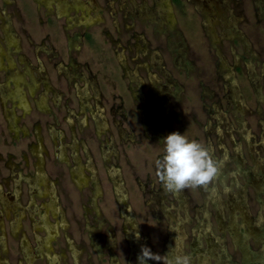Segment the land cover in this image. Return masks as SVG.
Here are the masks:
<instances>
[{
  "label": "rangeland",
  "instance_id": "374dc122",
  "mask_svg": "<svg viewBox=\"0 0 264 264\" xmlns=\"http://www.w3.org/2000/svg\"><path fill=\"white\" fill-rule=\"evenodd\" d=\"M94 1L100 17L86 21V9L78 0H0V83L19 72L26 79L13 102L3 103L0 97V200L13 194V207L19 209H12L9 218L1 215L6 231L2 258L6 264H138L121 229V202L107 176V163L121 172L140 242L160 255V261L149 259L148 264H167L164 247L169 225L175 223L170 224L163 209L174 212L177 202L172 193L153 195L150 190L158 191L160 183L155 160L163 154L162 138L180 131L206 145L219 164L207 185L178 194L187 204L178 210L185 233L183 253L191 255L192 264H264V0H226L225 16L217 17L216 45L243 96L237 107L227 103L215 49L204 30L200 10L210 0H169L176 17L172 24L154 0ZM59 2L65 4L57 10ZM49 14L58 21L51 23ZM229 17L234 22L224 26ZM3 33L11 45L3 43ZM249 63L260 79H251ZM151 80L164 99L162 111L150 93ZM131 83L141 86L142 98L131 94ZM78 85L87 89L85 102L95 109L99 100L102 106L107 126L100 137L90 109L81 108ZM42 96L46 103L39 106ZM217 101L220 112L213 118L211 107ZM4 110L15 118L12 128ZM37 126L47 150V181L54 183L66 221L46 245L40 241L44 231L33 228L45 197L30 192L36 162L30 146L37 142ZM74 136L83 161L89 151L103 189L97 207L89 200L90 185L70 179V150L69 162L58 158L59 144ZM106 137L114 145L103 153ZM158 195L160 201H155ZM236 200L252 222L249 228L236 215L243 244L235 243L227 228L231 211H237ZM15 212L21 214V226L14 236L9 219ZM218 215L226 224H218ZM48 218L53 223L54 216ZM196 227L202 230L194 238ZM23 234L34 251L30 259L22 254ZM48 256H55L52 263Z\"/></svg>",
  "mask_w": 264,
  "mask_h": 264
},
{
  "label": "flooded vegetation",
  "instance_id": "af4514ba",
  "mask_svg": "<svg viewBox=\"0 0 264 264\" xmlns=\"http://www.w3.org/2000/svg\"><path fill=\"white\" fill-rule=\"evenodd\" d=\"M47 1H51V0H47ZM155 5L158 9L163 10L166 8L169 9V11H164L165 17H166V21L169 23H174L176 20V17L174 15L173 9L170 6L169 0H167L163 5L165 6V8H163L160 0H154ZM254 2L257 4V1L254 0ZM78 3H80V6L84 7L86 10V15H85V20L86 21H91V18L95 17V16H99V9L97 6V3L94 0H88L86 2H83L81 0H78ZM145 2H143L144 4ZM63 4H65L64 2H59V4H57V10H60L63 6ZM142 6V5H139ZM44 9L47 8V6H44ZM92 9V12L94 11V16H90L89 14H91L92 12H89L88 10ZM226 9H227V4H226V0H210L208 5H206V7H204L203 9L200 10V14L202 17V22H203V26H204V30L207 34V37L210 41V44L213 46V48L215 49V53H216V57H217V70L218 73L221 75L223 81H224V89H225V94H226V100L227 103L230 107H232V105L234 107H237L239 101H243V96L239 87V83L233 73L232 70L230 69V66L228 65L225 56L221 53L220 49L218 48V46L216 45L218 40H219V33L218 30L216 28V24H219L220 22L218 21L217 17H224L226 14ZM47 17H49V19H51V23H53L54 21H58V17L57 16H52V15H48ZM233 17H229L227 19H222V23H224V26H227V22L229 23H233L234 20ZM79 26V25H78ZM87 29V28H86ZM88 32L87 30L84 31L83 33V38L85 33ZM5 33H3V39L5 38ZM12 39H16L15 38V34H12ZM72 41V40H71ZM73 42V41H72ZM3 43L7 46V45H11L12 43H9V41L7 40V38H5V40L3 41ZM13 43H17V39L16 41H14ZM176 55V54H175ZM1 60V58H0ZM229 66V68H228ZM249 70L251 73V79L252 80H258L260 79V76L258 75V73L254 70L253 66H251V64L249 63ZM264 67V65H263ZM125 73H128V69L125 67ZM222 69V70H221ZM264 69V68H263ZM226 70L231 73V74H225ZM17 74V73H16ZM15 74V75H16ZM20 76L18 75L16 78H13L14 76H9L7 77L8 79L1 82L0 83V97L2 99V102H5V99H9L11 102L14 101L15 98L19 97L20 94V90L17 89V87H20V89H24L26 86V84L24 85V82H20L21 80L26 82V79H24V76L19 72ZM253 75V76H252ZM33 78V76H31ZM10 79L13 80L15 87L13 88L10 84ZM157 84L155 82H153V80H151L150 83V93L153 95L154 99H155V103L157 105V107L159 108L160 111H162L165 107H164V99L162 98V96L159 94V91L157 90ZM13 89H15L13 91ZM130 91L131 94L134 97H143V92L141 91V86L139 84L134 85L133 83L130 84ZM77 93L79 98L81 99L80 103H81V108L84 109L85 107H88L90 109L91 112V117L93 118V123H94V129L95 132L97 133V136L100 137V133L101 131H103V129L107 126V120L105 118V116L103 115V110H102V106L99 103V100L96 102V107L95 109H93L91 107V105L86 101L85 99H87V89L81 86H77ZM24 94V93H23ZM24 96V95H22ZM25 98V96H24ZM259 100H263V95L259 94V96L257 97ZM23 99V98H22ZM22 102V101H21ZM46 103V98L45 96H42V98H39L37 101V104L39 106H41L42 104ZM87 103V104H85ZM5 107V104L4 106ZM220 112V102L217 101L216 103H213L212 107H211V116L213 118H215L216 115H218V113ZM5 116L7 118V123L9 124V126L12 128L15 122V118L13 116V114L11 113V111H6L4 110ZM12 114V115H11ZM217 117V116H216ZM209 125L211 124V120L208 121ZM0 127V131H1ZM4 129V128H3ZM38 129V137H37V142L35 144H32L30 146V152L33 153V155L35 156L36 162L34 164V176H33V180L30 183L31 184V188H30V192H34V193H38L41 194L45 197L43 203H41V207L38 208V214H39V220L36 219L35 224L33 225L34 229H42L44 231V235L46 237H42V239L40 240L41 242H43L44 245H46V243H50V239L51 237L57 232L58 227L62 226L66 223L65 221V217L63 215V210L59 204V200H58V195H57V191L54 188V183L53 182H48V176L45 172V158H44V153L47 152L46 147L43 143V137L40 134L39 131V126H37ZM2 133V131H1ZM100 139V138H99ZM100 143L101 140H100ZM60 149L58 152V158L59 159H64L66 161H68V152L67 149L70 150V155H71V159H72V163H68V172L70 175V179H74L78 185L83 186H88L90 185V193H91V197H90V203L92 207H97L96 205V201H97V197L98 195L102 194V186L100 184L99 181V177L97 175V171L95 169V166L93 165L90 153L88 150H86V161H83L79 155V150H78V144L76 141V138L74 136V138L72 139V141L68 142H61L60 144ZM113 145H114V141L112 139V137H106L103 141V143L101 144V149L103 153H106L109 149H113ZM105 169H106V173L107 176L109 177L110 183L112 181V188L116 193L117 196V201L121 204L120 206V213L122 216V225H121V229L122 232L127 240L130 252L132 254L135 255V259L137 261V256L140 254L141 251V247L147 246V243L145 241L140 242L139 240V232L137 230V222L135 221L136 217H135V213L133 212V210L131 209L130 206H128L127 203V191L125 188V185L123 183V178L121 175V172L119 170V168L115 167V165L113 164H107L105 165ZM33 183V184H32ZM76 184V183H75ZM43 185V186H42ZM77 185V184H76ZM140 185V184H139ZM40 188V189H39ZM17 195H19V189H17ZM164 191L161 185V182L159 183V187H158V191L157 190H150V193L154 195V193L156 192H161ZM202 190L205 194V190L202 187ZM165 192V191H164ZM157 194V193H156ZM165 194L167 195L168 193L165 192ZM179 193L174 194L175 195V199L177 202V207H174L175 209L173 210L174 212H171L169 209L164 208L163 209V213L165 214L166 218L169 220L170 224L171 222H174V225H169V230H168V240L165 243V247L164 249H166L165 251V255L168 259V255L173 254V253H183V238L185 236V233L183 231V227L180 224V219L178 216V210L180 207H186L185 204L182 203V199L183 196L181 198H179L178 196ZM183 194V193H182ZM2 201L0 200V247L3 249L6 247V237H5V225L3 222V219L1 217V215L6 214L7 217L9 218L10 213L12 212V209L17 211L19 209L14 208L13 206L16 203L15 196L9 195V194H3L1 196ZM158 199V200H157ZM157 199H155V201H160L159 199V195L157 196ZM244 202V201H243ZM240 201L236 200V202L234 203V208H237V211L232 210L231 211V219L228 223V230L231 231V236L234 240V242L236 243H241L243 244L244 242V236L240 233L238 224H235L236 219V215L238 213H240L241 215V219L243 221H245L248 224L249 228H252V222L251 220H249L248 215L246 214V209L244 207H240L242 205H240ZM158 204L162 207L163 203L160 204V202H158ZM96 205V206H95ZM86 208V207H84ZM52 214L54 216V221H52L53 223H47V221H49L48 215ZM129 214L132 215V218L130 219ZM13 218L9 219L10 222V227H11V231L13 233V235L15 236L16 234V230L20 228L21 226V214H17L16 212L13 213ZM134 216V217H133ZM225 220V219H224ZM222 216L218 215L217 216V222L218 224H226V222H223ZM180 224V225H179ZM208 226V225H207ZM209 227V226H208ZM202 227H196L194 232H193V236L195 238V236H199L201 234V229ZM15 233V234H14ZM3 234V235H2ZM111 241L112 244L115 243V238L113 236V234H110L108 237ZM40 241L38 242V246L36 248L40 250H42V247L39 246L40 245ZM21 250H22V254L27 256V259H30L31 256H33L34 251L32 250L31 244L28 241V239L25 237V235H22L21 238ZM149 247V246H148ZM37 249V250H38ZM151 249V248H150ZM74 250V249H73ZM152 251V250H151ZM153 252V251H152ZM50 254L49 252L47 253V255ZM50 256V255H49ZM48 256V262L52 263L55 259V256L53 257H49ZM138 262V261H137ZM259 263H261V261H259ZM0 264H6V260L2 258V255L0 254ZM254 264V263H253Z\"/></svg>",
  "mask_w": 264,
  "mask_h": 264
},
{
  "label": "clouds",
  "instance_id": "9594fccd",
  "mask_svg": "<svg viewBox=\"0 0 264 264\" xmlns=\"http://www.w3.org/2000/svg\"><path fill=\"white\" fill-rule=\"evenodd\" d=\"M163 154L155 160L158 178L166 193L177 194L189 187L205 186L218 174L219 164L208 147L196 139H189L180 131H173L161 140ZM160 261L148 246H142L137 256L138 264L148 260ZM167 264H192L187 253L168 255Z\"/></svg>",
  "mask_w": 264,
  "mask_h": 264
},
{
  "label": "bare ground",
  "instance_id": "6f19581e",
  "mask_svg": "<svg viewBox=\"0 0 264 264\" xmlns=\"http://www.w3.org/2000/svg\"><path fill=\"white\" fill-rule=\"evenodd\" d=\"M166 1H167V0H160V2H161V4H162V5H163V4H164ZM162 7H163V8H165V6H164V5H163ZM166 10H167V11H169V9H168V8H167V9H166V8L164 9V11H166Z\"/></svg>",
  "mask_w": 264,
  "mask_h": 264
}]
</instances>
